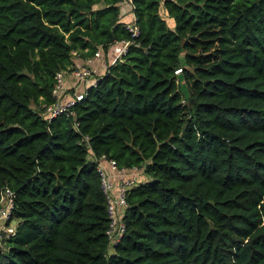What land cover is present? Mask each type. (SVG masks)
Instances as JSON below:
<instances>
[{"label":"trees","instance_id":"trees-1","mask_svg":"<svg viewBox=\"0 0 264 264\" xmlns=\"http://www.w3.org/2000/svg\"><path fill=\"white\" fill-rule=\"evenodd\" d=\"M119 2L0 0V264H264V0H129L133 36ZM121 40L72 115L42 117L72 51ZM101 153L144 175L111 249Z\"/></svg>","mask_w":264,"mask_h":264},{"label":"built area","instance_id":"built-area-1","mask_svg":"<svg viewBox=\"0 0 264 264\" xmlns=\"http://www.w3.org/2000/svg\"><path fill=\"white\" fill-rule=\"evenodd\" d=\"M123 1L121 0V2ZM125 1L129 3V0ZM123 23L130 35L133 36L137 33L133 16L130 20L123 21ZM119 43L120 45L112 55L109 63H112L124 53L127 41L121 40ZM71 53L74 56L72 64L68 68L54 73L50 93L52 101L43 107V118L48 119L59 114L72 115V106L83 97L87 87L94 85L96 76L99 75L95 74L97 61L101 53L99 47L86 57L76 56L75 51ZM179 70L180 68H177L174 72L178 73ZM89 158L94 161L99 189L104 199L107 219L104 235L106 248L111 249L124 230L125 196L130 187L142 180V168L117 166L114 159L106 157L103 153L98 156L89 154ZM11 206L12 191L4 186L0 189V241L13 233L14 220L10 219Z\"/></svg>","mask_w":264,"mask_h":264},{"label":"crops","instance_id":"crops-1","mask_svg":"<svg viewBox=\"0 0 264 264\" xmlns=\"http://www.w3.org/2000/svg\"><path fill=\"white\" fill-rule=\"evenodd\" d=\"M122 5H124V6L122 7ZM129 12H131V9H130V7H128V3L124 0L123 2H121L119 4V19L122 22L130 20L133 15L130 17L129 16L130 14H128ZM119 45H120V43L117 42V43L113 44L112 46H110L108 48V50L105 53H103V57H102V51L100 50L101 53H100V57L97 61L95 74H101L104 71L106 65L111 60L112 55L114 54L116 49L119 47ZM115 47H117V48H115ZM104 56H106V58H104Z\"/></svg>","mask_w":264,"mask_h":264},{"label":"rangeland","instance_id":"rangeland-1","mask_svg":"<svg viewBox=\"0 0 264 264\" xmlns=\"http://www.w3.org/2000/svg\"><path fill=\"white\" fill-rule=\"evenodd\" d=\"M127 2V1H126ZM128 3V2H127ZM124 5H122V7H123ZM128 7H130V4L128 3ZM128 14H130L129 16L131 17L132 16V12H129ZM166 21H167V23H168V26L170 25H172V21H171V19L170 18H166ZM115 48H117V47H115ZM102 57H103V52H102ZM104 58H106V56H104ZM104 60V59H103ZM142 179L144 178V175L141 177Z\"/></svg>","mask_w":264,"mask_h":264}]
</instances>
